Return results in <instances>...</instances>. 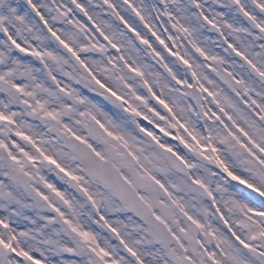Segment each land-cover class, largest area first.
Instances as JSON below:
<instances>
[{"label":"snow or ice","instance_id":"1","mask_svg":"<svg viewBox=\"0 0 264 264\" xmlns=\"http://www.w3.org/2000/svg\"><path fill=\"white\" fill-rule=\"evenodd\" d=\"M0 264H264V0H0Z\"/></svg>","mask_w":264,"mask_h":264}]
</instances>
